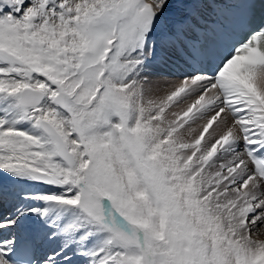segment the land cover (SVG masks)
Wrapping results in <instances>:
<instances>
[{
	"label": "snow or ice",
	"instance_id": "snow-or-ice-1",
	"mask_svg": "<svg viewBox=\"0 0 264 264\" xmlns=\"http://www.w3.org/2000/svg\"><path fill=\"white\" fill-rule=\"evenodd\" d=\"M0 264H264V0H0Z\"/></svg>",
	"mask_w": 264,
	"mask_h": 264
}]
</instances>
